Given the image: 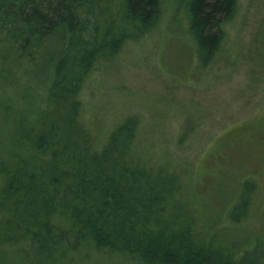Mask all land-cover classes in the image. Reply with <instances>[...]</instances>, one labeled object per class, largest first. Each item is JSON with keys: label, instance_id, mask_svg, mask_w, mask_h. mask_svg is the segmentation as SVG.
Returning a JSON list of instances; mask_svg holds the SVG:
<instances>
[{"label": "trees", "instance_id": "1", "mask_svg": "<svg viewBox=\"0 0 264 264\" xmlns=\"http://www.w3.org/2000/svg\"><path fill=\"white\" fill-rule=\"evenodd\" d=\"M170 1L0 0V88L21 90L31 78L41 90L30 108L0 106L3 123L15 121L0 135V264H264L263 227L227 236L207 220L199 226L178 197L180 176L134 156L136 120L98 142L83 118L82 89L98 61L155 30ZM178 6L183 15L168 25L184 29L206 67L237 0Z\"/></svg>", "mask_w": 264, "mask_h": 264}, {"label": "rangeland", "instance_id": "2", "mask_svg": "<svg viewBox=\"0 0 264 264\" xmlns=\"http://www.w3.org/2000/svg\"><path fill=\"white\" fill-rule=\"evenodd\" d=\"M180 3L171 0L155 30L126 42L116 56L98 61L82 89L83 118L98 142L123 119L136 120L134 156L154 173L180 176L178 197L195 207L199 226L207 220L212 222L209 230L227 236L241 226L261 230L264 0H237L220 51L206 67H199L184 29L168 25L174 13L183 15ZM41 71L47 74L46 68ZM26 80L21 90V85L0 88V106L6 102L14 110L23 104L30 108L41 90L34 79ZM4 94L7 100L1 99ZM13 122L3 123L0 113V135H7ZM242 203L246 208L240 212L237 205ZM232 210L240 213L238 220L230 218ZM86 264L136 263L112 259Z\"/></svg>", "mask_w": 264, "mask_h": 264}, {"label": "bare ground", "instance_id": "3", "mask_svg": "<svg viewBox=\"0 0 264 264\" xmlns=\"http://www.w3.org/2000/svg\"><path fill=\"white\" fill-rule=\"evenodd\" d=\"M106 11V10H105ZM16 224V223H15ZM8 227V226H7ZM4 234V233H3ZM3 248V247H2Z\"/></svg>", "mask_w": 264, "mask_h": 264}]
</instances>
